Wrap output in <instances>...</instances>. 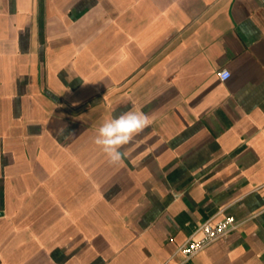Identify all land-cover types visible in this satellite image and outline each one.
Instances as JSON below:
<instances>
[{
	"label": "crops",
	"instance_id": "crops-1",
	"mask_svg": "<svg viewBox=\"0 0 264 264\" xmlns=\"http://www.w3.org/2000/svg\"><path fill=\"white\" fill-rule=\"evenodd\" d=\"M0 264H264V0H0Z\"/></svg>",
	"mask_w": 264,
	"mask_h": 264
},
{
	"label": "clouds",
	"instance_id": "clouds-1",
	"mask_svg": "<svg viewBox=\"0 0 264 264\" xmlns=\"http://www.w3.org/2000/svg\"><path fill=\"white\" fill-rule=\"evenodd\" d=\"M149 124L150 119L143 112L131 110L123 112L110 120H105L99 126L94 143L101 149L110 164H119L125 155L121 151L123 146L129 144L133 137ZM64 131L62 130L61 134Z\"/></svg>",
	"mask_w": 264,
	"mask_h": 264
},
{
	"label": "built area",
	"instance_id": "built-area-1",
	"mask_svg": "<svg viewBox=\"0 0 264 264\" xmlns=\"http://www.w3.org/2000/svg\"><path fill=\"white\" fill-rule=\"evenodd\" d=\"M217 75L221 81H224L229 78L230 72L228 69L222 68ZM236 227L237 223L231 215H226L217 220H206L197 227L185 243L178 246L177 251L183 256L185 261H188L212 242L226 237Z\"/></svg>",
	"mask_w": 264,
	"mask_h": 264
}]
</instances>
